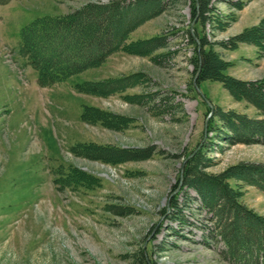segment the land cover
<instances>
[{
  "label": "rangeland",
  "instance_id": "1",
  "mask_svg": "<svg viewBox=\"0 0 264 264\" xmlns=\"http://www.w3.org/2000/svg\"><path fill=\"white\" fill-rule=\"evenodd\" d=\"M110 1L0 0V264H235L220 254L223 245L211 237V215L197 194L178 179L184 163L210 140L206 174L264 165V145H229L206 132L212 108L260 117L220 82L207 80L196 89L188 32L206 37L227 63L223 74L261 80L264 50L222 43L264 28V0H209L204 26L191 22L190 0H163L162 11L131 32L127 43L165 37L164 48L149 55L118 51L98 68L40 86L21 52L22 30L38 18ZM132 74L142 83L120 94L76 90L82 82ZM84 107L128 122L120 128L85 123ZM81 145L143 157L111 164L76 153ZM148 149L149 155L141 152ZM73 169L97 183H65ZM227 183L243 206L264 216L263 191L235 179ZM173 199L178 217L170 210Z\"/></svg>",
  "mask_w": 264,
  "mask_h": 264
},
{
  "label": "trees",
  "instance_id": "2",
  "mask_svg": "<svg viewBox=\"0 0 264 264\" xmlns=\"http://www.w3.org/2000/svg\"><path fill=\"white\" fill-rule=\"evenodd\" d=\"M8 1V0H3ZM191 22L204 26L211 12L209 0H190ZM163 0H112L106 4L88 3L64 15L34 20L21 32V52L28 57L29 65L38 73V84L47 86L60 83L86 70L100 67L112 54L123 51L131 55H149L165 47V37L127 43L128 35L144 21L162 11ZM188 32V41L194 45L191 60L193 71L199 73L196 85L210 80L220 82L236 100H243L258 112V119L223 112L212 108L207 133L229 145H264V77L257 81H241L223 74L227 63L210 48L205 36L195 30ZM239 43L251 44L264 50V28L251 27L222 43L234 47ZM23 54V55H24ZM141 79V80H140ZM142 83V77L132 74L119 79L101 82H82L76 85L78 93L94 96H111ZM130 98V97H127ZM81 121L100 123L109 128H120L128 120L93 107H84ZM211 141V140H210ZM210 141L184 163L181 188L193 190L201 207L209 212L212 236L223 245L220 254L235 264H264V216L257 215L238 201V193L227 183L229 179L242 181L264 192V165L239 164L218 175L206 174L209 159L204 150ZM75 150V148H74ZM76 153L93 155L104 162L116 164L142 158L129 150H113L102 146H79ZM149 155L151 149L141 151ZM64 181L67 184L95 185L83 172L71 170ZM175 188L177 187L174 186ZM170 210L181 215L175 199Z\"/></svg>",
  "mask_w": 264,
  "mask_h": 264
},
{
  "label": "water",
  "instance_id": "3",
  "mask_svg": "<svg viewBox=\"0 0 264 264\" xmlns=\"http://www.w3.org/2000/svg\"><path fill=\"white\" fill-rule=\"evenodd\" d=\"M190 31H192V28L190 27ZM193 36V35H192ZM193 38H194V40H196L197 41V39L193 36ZM198 73V72H197ZM197 73H196V75H195V78H194V85H195V87H196V89H197V86H196V78H197Z\"/></svg>",
  "mask_w": 264,
  "mask_h": 264
}]
</instances>
